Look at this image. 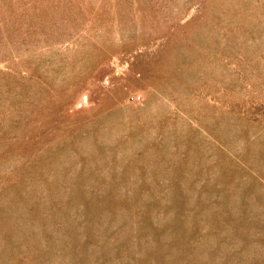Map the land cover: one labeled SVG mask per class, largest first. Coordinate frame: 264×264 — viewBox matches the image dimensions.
Masks as SVG:
<instances>
[{"label":"rangeland","instance_id":"374dc122","mask_svg":"<svg viewBox=\"0 0 264 264\" xmlns=\"http://www.w3.org/2000/svg\"><path fill=\"white\" fill-rule=\"evenodd\" d=\"M0 264H264V0H0Z\"/></svg>","mask_w":264,"mask_h":264}]
</instances>
